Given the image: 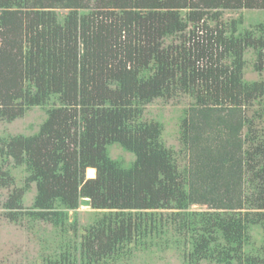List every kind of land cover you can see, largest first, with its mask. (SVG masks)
<instances>
[{
    "label": "trees",
    "instance_id": "1",
    "mask_svg": "<svg viewBox=\"0 0 264 264\" xmlns=\"http://www.w3.org/2000/svg\"><path fill=\"white\" fill-rule=\"evenodd\" d=\"M243 9L264 0H0V122L45 111L37 130L0 136L3 214L78 235L70 211H102L41 264H126L131 246L162 244L184 264H264V19L224 17ZM180 94L184 161L144 116Z\"/></svg>",
    "mask_w": 264,
    "mask_h": 264
},
{
    "label": "rangeland",
    "instance_id": "2",
    "mask_svg": "<svg viewBox=\"0 0 264 264\" xmlns=\"http://www.w3.org/2000/svg\"><path fill=\"white\" fill-rule=\"evenodd\" d=\"M63 12V10H61ZM244 15L246 25L250 26L255 21L264 19V10L243 9L238 11H226L224 17L229 20L232 17ZM251 59V54H247ZM245 77L247 79H257L259 74L253 70L251 64L246 68ZM193 99L185 94H180L175 98L157 99L151 103L145 111V118L161 121L164 128V141L168 147L173 148L182 159L179 153L181 144L179 141V116L182 111L190 105ZM45 117V111L41 107L31 109L26 116L17 119L12 123L0 122V136L10 133H29L38 129L39 124ZM113 158L123 159L125 163L132 161L135 156L132 153L124 151L119 146L111 148ZM92 168V167H91ZM89 169V168H88ZM86 171V176L90 177ZM96 175V170L93 168ZM17 184L21 185L24 181L25 170L22 167L16 168ZM3 200L9 193V190H3ZM36 189L33 186L32 191L26 197L25 204L30 206ZM194 209H206L205 205H194ZM4 209L0 207V264H41L44 256L57 253L68 243H73L78 235L84 233L87 226L102 215V211L96 210L89 205H82L77 211H70V221L77 220L76 228L67 224L66 230L56 228L54 225L25 215L19 222L10 221L3 213ZM172 231V230H171ZM173 232V231H172ZM253 243L260 245L264 241V232L261 229H255ZM168 236H172L170 233ZM132 258L124 260L126 264H184L182 251L174 244H162L152 249L135 248L131 246ZM128 251V250H127ZM126 253V252H125ZM128 259V256L126 257ZM202 264H215L203 261Z\"/></svg>",
    "mask_w": 264,
    "mask_h": 264
},
{
    "label": "bare ground",
    "instance_id": "3",
    "mask_svg": "<svg viewBox=\"0 0 264 264\" xmlns=\"http://www.w3.org/2000/svg\"><path fill=\"white\" fill-rule=\"evenodd\" d=\"M88 174L90 175V177H94V176H95V171H94V169L90 167V168L88 169Z\"/></svg>",
    "mask_w": 264,
    "mask_h": 264
}]
</instances>
